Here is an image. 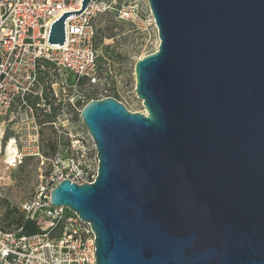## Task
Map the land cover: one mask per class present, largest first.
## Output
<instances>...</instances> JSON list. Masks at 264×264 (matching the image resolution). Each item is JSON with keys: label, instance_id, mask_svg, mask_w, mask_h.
<instances>
[{"label": "water", "instance_id": "obj_1", "mask_svg": "<svg viewBox=\"0 0 264 264\" xmlns=\"http://www.w3.org/2000/svg\"><path fill=\"white\" fill-rule=\"evenodd\" d=\"M90 1L50 24V45ZM146 1L145 114L87 103L97 176L60 182L50 204L90 225L96 264H264V0Z\"/></svg>", "mask_w": 264, "mask_h": 264}, {"label": "built area", "instance_id": "obj_2", "mask_svg": "<svg viewBox=\"0 0 264 264\" xmlns=\"http://www.w3.org/2000/svg\"><path fill=\"white\" fill-rule=\"evenodd\" d=\"M81 2L0 0V158L11 146L10 165L43 160L41 119L49 118L47 125L57 133L70 127V108L77 100L76 94L65 91L68 81L82 91L115 93L110 61L96 44L98 16L108 14L129 25L138 38L153 45L148 54L157 50L158 29L146 0H92L80 14L65 20L64 44L50 45V24L64 12L81 10ZM140 113L145 114L143 108ZM85 133L94 164L87 162L80 137L66 140L32 199L16 209L19 221L14 226L0 222V264H96L90 225L66 208L52 206L49 197L64 180L77 185L94 182L96 153L86 129Z\"/></svg>", "mask_w": 264, "mask_h": 264}, {"label": "rangeland", "instance_id": "obj_3", "mask_svg": "<svg viewBox=\"0 0 264 264\" xmlns=\"http://www.w3.org/2000/svg\"><path fill=\"white\" fill-rule=\"evenodd\" d=\"M95 27L97 30L96 44L110 61L111 81L116 85V91L115 93H106L101 89L82 91L78 88H71V83L68 81L69 88H66L65 91L70 95L76 94L73 99L77 100L75 108H70L72 121L70 127L62 133H57L54 127L47 125L50 121L49 118L41 119L40 141L43 160L25 159L20 163L16 161L15 164L10 165L9 160L12 158L13 151L11 146L8 147L6 155L0 158L1 223H9L14 226L19 221L16 209L32 199L36 187L41 179L51 172L54 159L69 137L78 136L81 138L86 149L85 158L90 165L94 164L95 155L78 113L80 107L85 105L84 102L112 97L130 112L140 113L142 110L141 102L136 99L134 94L133 70L136 61L146 56L153 45H147L145 41L135 35L129 25L117 22L108 14L98 16ZM45 93L48 96L47 91ZM55 109L59 110L58 107Z\"/></svg>", "mask_w": 264, "mask_h": 264}]
</instances>
